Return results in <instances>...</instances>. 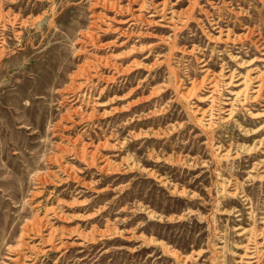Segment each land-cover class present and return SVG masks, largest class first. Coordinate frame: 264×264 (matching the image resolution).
<instances>
[{
    "label": "rangeland",
    "instance_id": "rangeland-1",
    "mask_svg": "<svg viewBox=\"0 0 264 264\" xmlns=\"http://www.w3.org/2000/svg\"><path fill=\"white\" fill-rule=\"evenodd\" d=\"M0 264H264V0H0Z\"/></svg>",
    "mask_w": 264,
    "mask_h": 264
},
{
    "label": "bare ground",
    "instance_id": "bare-ground-1",
    "mask_svg": "<svg viewBox=\"0 0 264 264\" xmlns=\"http://www.w3.org/2000/svg\"><path fill=\"white\" fill-rule=\"evenodd\" d=\"M41 182H42V181H41ZM35 194H36V193H35ZM39 222H40V221H39ZM31 223H33V222H31ZM38 226H39V225H38ZM40 226H41V224H40ZM27 227H28V226H27ZM40 229H41V227H40ZM33 232H34V231H33ZM33 232H32V233H33ZM24 234H25V233H24ZM21 236H22V234H21ZM1 238H2V237H1ZM22 241H23V240H22ZM22 241H21V242H22ZM13 249H14V248H13ZM15 249H16V248H15ZM15 252H16V250H15Z\"/></svg>",
    "mask_w": 264,
    "mask_h": 264
}]
</instances>
